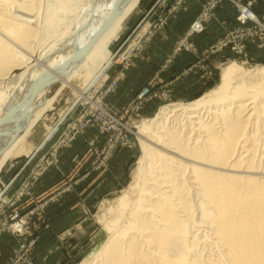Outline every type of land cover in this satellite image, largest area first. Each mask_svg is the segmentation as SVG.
Segmentation results:
<instances>
[{
	"label": "bare ground",
	"instance_id": "1",
	"mask_svg": "<svg viewBox=\"0 0 264 264\" xmlns=\"http://www.w3.org/2000/svg\"><path fill=\"white\" fill-rule=\"evenodd\" d=\"M56 1L69 7L56 4L51 12L72 15L75 4L82 9L67 33L44 49L40 36L43 50L25 51L33 60L26 59L21 52L37 39L38 14L44 10L52 22L48 12ZM139 2L0 0L6 34L0 39V172L25 155L28 136L55 99L47 100L55 84L60 91L81 75L89 84L80 97L94 86L109 61V44ZM13 42L22 48L15 58L6 53ZM136 130L142 140L136 198H119L108 238L85 264H264V178H257L264 173L253 172L264 162L257 165L264 158V67L245 72L229 64L218 87L194 103L163 108ZM199 228L213 256L198 252Z\"/></svg>",
	"mask_w": 264,
	"mask_h": 264
},
{
	"label": "rangeland",
	"instance_id": "2",
	"mask_svg": "<svg viewBox=\"0 0 264 264\" xmlns=\"http://www.w3.org/2000/svg\"><path fill=\"white\" fill-rule=\"evenodd\" d=\"M86 1L88 0H81V3L85 4ZM147 1L149 3V0H140L137 11L127 22L122 33L109 44V61L102 62L103 70L94 86L88 89L85 96L80 97V93L89 84L84 81L81 75L80 78H74L60 91L61 84H55L47 94V100L53 97L55 99L28 136L25 155L7 161L2 167L0 172L2 198L0 200L6 205L2 218L9 221L10 216L17 214L25 221L26 226L20 234L12 235L9 230H5L0 235V241L3 236L11 239V241H7V245L3 244V248L0 250V264H36L33 251L38 244L39 233L49 229L52 223L44 211L55 201L62 202L67 199L66 194L70 192L67 183L55 188L56 190L45 195V198L38 200L37 197H34V186L41 177L49 173L54 175L55 172L58 175L60 173L64 175L65 172L77 175L81 172L82 174L80 173L73 180V185H78L83 183L91 173L105 175L114 173L116 177L114 192L109 195L100 193L94 196L89 204L86 202H84L86 204H80L77 225L68 227L72 232L71 236H67L70 239V242L65 246L67 254L63 258L56 259L55 263L85 264L90 260L93 251L108 238L107 223L116 215L119 198L124 195H127L131 201L136 198L138 187H135L133 175L142 158V140L137 135L136 128L142 122L156 119L163 108L194 103L218 87L222 70L229 64L235 63L245 72L264 67V59H258L257 56L249 54L252 49L264 52V48L258 47L260 41L245 40L243 42L245 49L241 57L228 48L215 49L217 43L238 26L236 4L250 5L259 19L264 18V11L255 12V0H226L213 10H208L204 31L190 36L188 39L193 45L194 52L193 50L177 52L176 48L184 42L183 39L187 36L191 25L205 13V7L210 0H190L189 5H187L188 0H168V2L167 0L164 2L158 0L146 14L147 10L144 9V6ZM66 3V1H56L53 6L49 7L48 16L54 17L52 22L45 20L42 14L47 12L44 10L38 14L42 20L37 26V39L35 41L30 39L33 42L29 41L33 45L32 50L23 48L22 51V48H17V44L13 42L15 44L12 43L11 50L8 49L11 54L8 53V50L6 52L8 56L15 58L18 51H22L21 53L25 56L27 51L37 55L52 40H58L61 37L59 35L67 33L82 8H75V4L71 8L72 13L70 14L72 15H65L66 12L61 15V12H56V10L51 12L57 8L56 4H60L58 6L61 8L65 6L68 8L69 5ZM194 3L196 6L193 14H182L185 6L190 7ZM158 4L162 6H159L160 9L156 11ZM226 5L234 9V20L229 18L228 22L223 25V34L219 39L204 47H198L195 39L203 36L207 28L217 22L216 13ZM169 25L176 27L175 31L170 34L172 40L170 47L166 45V50L169 48L170 51H164L165 55L162 53L161 61L158 62L151 58L146 47L155 41L157 34ZM34 29L36 31V27ZM3 33L0 29V39L6 37V34ZM42 35L46 37L45 43L43 40L40 43V45L44 43L43 49L41 47L38 49L40 46L38 42ZM131 46L133 50L130 51ZM227 47L230 48L229 45ZM28 56L27 54L26 57ZM217 56H220L223 61H213ZM178 58H186L187 62L180 73L175 76V81L196 76L197 79H201V86L199 85L193 91L178 90V86H172L171 82H162L161 80L163 73ZM26 59L33 60L30 57ZM22 72L21 67H16L14 74L20 75ZM174 88L175 91H173ZM57 92L58 95H56ZM141 95L143 96L141 97ZM49 128H53L51 134H48ZM261 161H264V158L259 160L257 165ZM14 163L19 165V169L16 170L8 184L3 185L2 173ZM261 165L259 167L262 170L256 166L257 170L253 172L260 170V173H264V162ZM66 177L64 176L63 180L67 181ZM257 178L261 179L264 176ZM13 188H15L14 193L8 195L10 189ZM25 200L26 202L31 201L33 206L22 210L18 209L17 206L22 205ZM55 229L64 230L65 227L59 225ZM204 229L201 228V231L199 228V234L196 232L199 242L201 241L199 244L197 243L198 252L206 257L213 256L216 251L214 250V253L202 240L205 235Z\"/></svg>",
	"mask_w": 264,
	"mask_h": 264
},
{
	"label": "crops",
	"instance_id": "3",
	"mask_svg": "<svg viewBox=\"0 0 264 264\" xmlns=\"http://www.w3.org/2000/svg\"><path fill=\"white\" fill-rule=\"evenodd\" d=\"M158 0H149V3H147L144 6V9H146V14L150 10L151 7H153ZM164 2V0H163ZM162 2V3H163ZM168 2V0H167ZM161 3V4H162ZM191 3L190 0L187 1V5ZM159 4L157 5L156 11L159 10ZM162 6V5H161ZM160 6V7H161ZM196 3L191 4V6H185L182 14H188L191 15L195 11ZM148 8V9H147ZM192 8V9H191ZM254 10L257 13H260L261 11H264V0H255ZM230 15V16H229ZM235 11L232 7L229 5H226L224 7H221L218 12L216 13L217 22L211 24L205 34L201 37H197L195 39V43L198 47H204L217 39H219L223 34V25H225L226 22H228L229 18H232L234 20ZM175 28L173 25L167 26L165 30L160 31L155 41H152L147 47L146 50H148L151 54V58L154 60H157L158 62L161 61L162 55L164 54V51H170L168 48L166 50V45H171V35ZM163 53V54H162ZM251 55H255L258 57V59H264V52L258 51L256 49H252L250 51ZM165 55V54H164ZM152 59V60H153ZM186 59V58H185ZM184 58H178L177 60H174V62L170 65L169 69L163 73L161 76L162 82L169 81L173 85L172 86H178V90H186V91H193L195 88H197L200 85L201 79H197L196 76H190L187 78H184L179 81H175V76L180 73V70L186 65V60ZM213 61H223L220 59V56L215 57ZM226 61V60H225ZM160 82V81H159ZM168 82V83H169ZM201 86V85H200ZM175 91V88L173 89ZM19 169V165L17 163H14L10 166L9 169L4 171L1 176L2 184H8L10 179L15 174L16 170ZM81 172L77 173L79 176ZM82 174V173H81ZM73 173L65 172L63 173H54V175L45 174L43 177H41L37 183L34 186L33 189V196L37 197L38 200L45 198V195H49V193L53 190H56L55 188H58L60 185L68 184L70 189L68 194H66V201L62 202H56L51 204L47 209H45L44 214L47 215L52 223L51 227L47 230H43L39 233V241L37 246L35 247L33 251L34 258L36 260V264H55L58 259L63 258L67 251V247H65L69 242L70 239L67 236H71V228L68 229V227H73L74 225H77V219L80 215V204H83L86 202L89 204L92 200V198L100 193H103L105 195H109L111 192H114L116 187V177L114 173H107L100 174V173H91L89 176L85 179V181L81 184H74L73 180L76 179V176ZM67 176V181L63 180V177ZM66 181V182H65ZM15 188L10 189L8 192V195H12L14 193ZM47 193V194H46ZM33 198V197H32ZM84 203V204H86ZM32 202L25 200L24 203L19 204L17 207L18 209H26L32 207ZM65 227L64 230L55 229L56 226ZM77 227V226H76ZM67 229V230H66ZM7 241H11L10 238H7V236H3L0 241V250L3 248V244L7 245ZM72 242V241H71ZM57 259V260H56ZM60 264V262L58 263Z\"/></svg>",
	"mask_w": 264,
	"mask_h": 264
},
{
	"label": "built area",
	"instance_id": "4",
	"mask_svg": "<svg viewBox=\"0 0 264 264\" xmlns=\"http://www.w3.org/2000/svg\"><path fill=\"white\" fill-rule=\"evenodd\" d=\"M226 0H210L208 5L205 7V13L197 19L190 27L187 36L183 39L184 42L180 43L176 48V51L185 50L187 52L193 50V45L188 41L190 36L195 34H200L204 31L205 21L208 17V10H213L218 4L221 2H225ZM230 1V0H229ZM238 9V16H237V24L238 26L236 29L228 32L226 37L222 39L217 45L215 46L216 50H221L222 48H228L234 54L241 57L244 52V45L243 42L245 40L249 41H260L259 48H264V18L259 19L251 9L250 5H241L236 4ZM186 43V45H184ZM230 46L227 47V46ZM194 52V50H193ZM145 93H147L145 91ZM144 93V94H145ZM143 95H141L142 97ZM85 127V126H84ZM82 127V128H84ZM6 210V205L3 201L0 200V235L3 231H8L13 235L20 234L21 230H25L26 223L22 218H19L17 214H14L9 217V221L3 219V215Z\"/></svg>",
	"mask_w": 264,
	"mask_h": 264
}]
</instances>
